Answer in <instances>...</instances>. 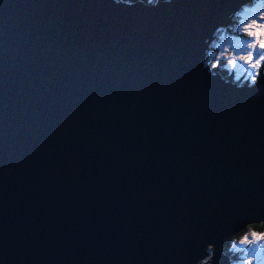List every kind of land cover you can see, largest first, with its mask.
<instances>
[{
	"label": "water",
	"instance_id": "1",
	"mask_svg": "<svg viewBox=\"0 0 264 264\" xmlns=\"http://www.w3.org/2000/svg\"><path fill=\"white\" fill-rule=\"evenodd\" d=\"M228 0H0V261L190 264L264 209V83L200 70Z\"/></svg>",
	"mask_w": 264,
	"mask_h": 264
},
{
	"label": "clouds",
	"instance_id": "2",
	"mask_svg": "<svg viewBox=\"0 0 264 264\" xmlns=\"http://www.w3.org/2000/svg\"><path fill=\"white\" fill-rule=\"evenodd\" d=\"M116 6L158 9L175 0H112ZM219 18L199 37V70L228 88L264 83V0L218 4ZM0 264H3L0 261ZM190 264H264V209L238 213L205 239Z\"/></svg>",
	"mask_w": 264,
	"mask_h": 264
}]
</instances>
